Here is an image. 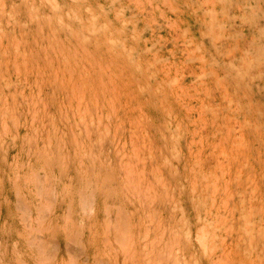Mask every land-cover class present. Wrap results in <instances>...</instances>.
Segmentation results:
<instances>
[{"label": "rangeland", "instance_id": "rangeland-1", "mask_svg": "<svg viewBox=\"0 0 264 264\" xmlns=\"http://www.w3.org/2000/svg\"><path fill=\"white\" fill-rule=\"evenodd\" d=\"M0 202V264H264V0H0Z\"/></svg>", "mask_w": 264, "mask_h": 264}, {"label": "bare ground", "instance_id": "bare-ground-1", "mask_svg": "<svg viewBox=\"0 0 264 264\" xmlns=\"http://www.w3.org/2000/svg\"><path fill=\"white\" fill-rule=\"evenodd\" d=\"M39 193H40V192H39ZM0 203H1V202H0ZM3 207H4V206H3ZM1 208H2V204H0V210H1ZM58 208H59V207H58ZM0 217H1V216H0ZM2 223H3V222H2ZM0 226H1V225H0ZM28 227H29V226H28ZM0 231H1V230H0ZM53 235H54V234H53ZM3 236H4V235H3ZM59 236H60V235H59ZM1 237H2V236H1ZM53 238H54V236H53ZM42 239H43V238H42ZM54 239H55V238H54ZM56 239H57V238H56ZM54 241H55V240H54ZM54 241H53V242H54ZM40 243H41V242H40ZM42 244H43V243H42ZM40 245H41V244H40ZM40 245H39V246H40ZM39 246H38V248L40 249L43 245H42L41 247H39ZM43 248H44V247H43ZM55 249H56V248H55ZM38 251H40V250H38ZM3 257H4V255H3ZM5 258H6V257H5Z\"/></svg>", "mask_w": 264, "mask_h": 264}]
</instances>
